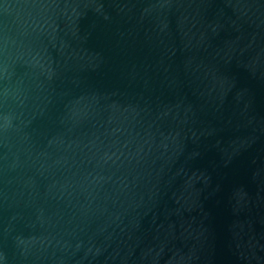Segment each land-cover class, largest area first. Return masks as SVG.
<instances>
[{"label": "water", "instance_id": "1", "mask_svg": "<svg viewBox=\"0 0 264 264\" xmlns=\"http://www.w3.org/2000/svg\"><path fill=\"white\" fill-rule=\"evenodd\" d=\"M0 264H264V0H0Z\"/></svg>", "mask_w": 264, "mask_h": 264}]
</instances>
